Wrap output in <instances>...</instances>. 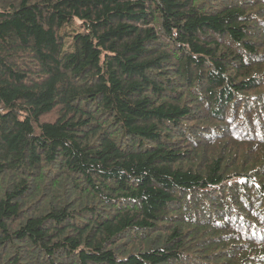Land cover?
I'll return each instance as SVG.
<instances>
[{
	"label": "trees",
	"instance_id": "16d2710c",
	"mask_svg": "<svg viewBox=\"0 0 264 264\" xmlns=\"http://www.w3.org/2000/svg\"><path fill=\"white\" fill-rule=\"evenodd\" d=\"M0 264H264V0H0Z\"/></svg>",
	"mask_w": 264,
	"mask_h": 264
},
{
	"label": "bare ground",
	"instance_id": "6f19581e",
	"mask_svg": "<svg viewBox=\"0 0 264 264\" xmlns=\"http://www.w3.org/2000/svg\"><path fill=\"white\" fill-rule=\"evenodd\" d=\"M242 10V9H241ZM258 16V15H257ZM254 17V16H253Z\"/></svg>",
	"mask_w": 264,
	"mask_h": 264
}]
</instances>
